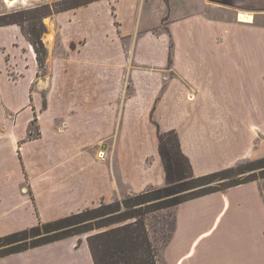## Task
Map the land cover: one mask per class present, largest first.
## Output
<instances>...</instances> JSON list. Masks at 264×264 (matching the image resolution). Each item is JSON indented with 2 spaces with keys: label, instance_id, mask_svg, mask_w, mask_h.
I'll return each instance as SVG.
<instances>
[{
  "label": "crops",
  "instance_id": "1",
  "mask_svg": "<svg viewBox=\"0 0 264 264\" xmlns=\"http://www.w3.org/2000/svg\"><path fill=\"white\" fill-rule=\"evenodd\" d=\"M181 3L163 32L160 18L142 22V0H98L53 18L65 59L50 65L58 96L39 106L36 136L34 112L4 72L19 35L0 28V237L163 187L158 132H176L197 177L264 158L255 152L264 148V0ZM37 74L32 56L26 85ZM172 209L158 264H264L260 180ZM86 238L0 264H93Z\"/></svg>",
  "mask_w": 264,
  "mask_h": 264
},
{
  "label": "trees",
  "instance_id": "2",
  "mask_svg": "<svg viewBox=\"0 0 264 264\" xmlns=\"http://www.w3.org/2000/svg\"><path fill=\"white\" fill-rule=\"evenodd\" d=\"M98 0H86L82 4L71 6L75 9ZM37 14L39 10L34 9ZM63 11V10H61ZM65 11V10H64ZM41 17L11 21L10 24L23 23ZM9 25V24H7ZM1 27V25H0ZM22 27V26H21ZM46 28L41 24L39 31L35 25L22 31L36 53L38 66L45 63L46 50L42 35ZM158 153L165 173V185L161 188L149 189L133 198L101 204L48 223H39L34 227L0 237V258L20 253L42 245L53 243L64 238L89 234L86 238L93 264H158L160 250L169 241L172 227L165 241L159 248L153 237V229L146 224V216L155 211L174 208L186 201L220 192L248 182L264 178V158L243 162L234 167L213 172L203 176H195L187 157L182 153L175 131L158 132ZM150 194L155 199H164L172 195L182 194L171 201L145 205Z\"/></svg>",
  "mask_w": 264,
  "mask_h": 264
},
{
  "label": "rangeland",
  "instance_id": "3",
  "mask_svg": "<svg viewBox=\"0 0 264 264\" xmlns=\"http://www.w3.org/2000/svg\"><path fill=\"white\" fill-rule=\"evenodd\" d=\"M86 0H19L17 3H15L12 6H9L4 2V0H0V25L2 30H17V33L19 35V41L14 42L13 47L18 48V56L15 57V60L12 62H9V67H6L5 74L8 78V81L16 82L15 86L20 89L19 98V104H25L32 112H34V118L29 123V130L33 136H36L37 130H38V122H37V116L39 112H41V108L39 107L41 104L45 106V99L46 96H58L57 92V86L55 85L54 81L50 80L51 70L50 65L58 66L59 61H64L65 57L63 54H61V46L59 42V25L57 22L53 21V18H55L59 13L68 11L71 6H74L76 4H82ZM144 3L146 2V9L144 10V13L142 15V22L144 23L147 20H152V17L154 19L160 20V25L154 29L157 32H163L165 29V25L167 23V20L171 18V16L174 14L172 13V9L177 7H187L181 3L183 0H142ZM175 3V4H174ZM90 4V3H89ZM83 5L81 7L87 6ZM39 10L37 14L34 13V9ZM77 9V8H75ZM63 10V11H61ZM65 10V11H64ZM73 10V9H70ZM47 15L41 22V20L38 18L33 19L31 21H23L21 26L18 24H10L11 21H17L21 18L24 19H31V18H37L41 17V15ZM152 14V15H151ZM9 24V25H7ZM41 24L44 25L46 28V32L42 35V42L44 44V48L46 50L45 55V63L40 68L38 66V79H34L32 83H29L26 85L24 77H26L27 68L30 67V63L32 60V56H35L36 53L34 52V49L28 45V43L23 42V38L21 36V32L26 29L28 30L32 25L36 27V30L39 31L41 28ZM57 24V25H56ZM9 26H15L6 29V27ZM17 26V27H16ZM19 28V29H18ZM21 30V32H20ZM12 32V31H11ZM23 34V33H22ZM123 40V39H122ZM117 42V40H116ZM47 46V47H46ZM13 48V49H14ZM49 49V50H48ZM0 51H4V48L0 47ZM50 51V55H49ZM61 54V55H60ZM5 62L8 63V61H11L8 57H4ZM54 80V79H53ZM25 83V84H24ZM24 84V85H23ZM38 104V107L36 105ZM17 114H12V117H9L10 122H15ZM24 116L26 117V112L24 113ZM24 118V117H23ZM25 122L20 124V130L24 131L25 128H22L24 126ZM39 146V145H36ZM258 154L264 153V148H259L255 150ZM256 155V154H251ZM257 174V180H260L261 184H263V190H264V178H259V172H256ZM182 195V194H176L172 195L168 198L164 199H155V195L150 194L147 198V200L154 199L153 201L147 202L145 205H154L158 204L159 202H169L173 198ZM136 195H130L125 196L122 199L118 201H123L127 198H133ZM172 208H165L158 211H155L153 213H150L146 216V224L150 229H153V232L155 230V233H153V237L156 241V246L159 248L161 245V241H165L166 237L169 235L170 229L172 227ZM89 234H93V232L83 234L82 236H88Z\"/></svg>",
  "mask_w": 264,
  "mask_h": 264
},
{
  "label": "bare ground",
  "instance_id": "4",
  "mask_svg": "<svg viewBox=\"0 0 264 264\" xmlns=\"http://www.w3.org/2000/svg\"><path fill=\"white\" fill-rule=\"evenodd\" d=\"M19 0H4V2H6V4H8L9 6L14 5L15 3H17ZM240 19L244 20V21H248L250 19V17H246L244 15H240Z\"/></svg>",
  "mask_w": 264,
  "mask_h": 264
},
{
  "label": "water",
  "instance_id": "5",
  "mask_svg": "<svg viewBox=\"0 0 264 264\" xmlns=\"http://www.w3.org/2000/svg\"><path fill=\"white\" fill-rule=\"evenodd\" d=\"M10 1V0H9Z\"/></svg>",
  "mask_w": 264,
  "mask_h": 264
}]
</instances>
